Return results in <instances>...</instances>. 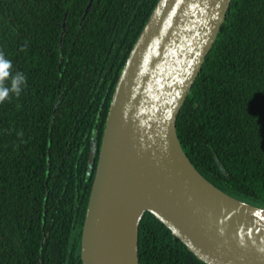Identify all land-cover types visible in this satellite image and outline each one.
Listing matches in <instances>:
<instances>
[{"label": "trees", "instance_id": "16d2710c", "mask_svg": "<svg viewBox=\"0 0 264 264\" xmlns=\"http://www.w3.org/2000/svg\"><path fill=\"white\" fill-rule=\"evenodd\" d=\"M158 2L0 0V51L27 78L0 104V264H83L113 96ZM177 134L209 182L264 209V0L232 1ZM139 258L205 264L150 212Z\"/></svg>", "mask_w": 264, "mask_h": 264}, {"label": "water", "instance_id": "95a60500", "mask_svg": "<svg viewBox=\"0 0 264 264\" xmlns=\"http://www.w3.org/2000/svg\"><path fill=\"white\" fill-rule=\"evenodd\" d=\"M232 1L159 0L113 96L82 233L83 264H140L147 212L205 264H264V209L209 182L177 134Z\"/></svg>", "mask_w": 264, "mask_h": 264}, {"label": "clouds", "instance_id": "9594fccd", "mask_svg": "<svg viewBox=\"0 0 264 264\" xmlns=\"http://www.w3.org/2000/svg\"><path fill=\"white\" fill-rule=\"evenodd\" d=\"M12 61L8 59L3 51H0V104L7 101L11 94L19 96L23 90L24 85L27 83V78L22 72L10 71L12 69ZM10 79V86L4 82Z\"/></svg>", "mask_w": 264, "mask_h": 264}]
</instances>
